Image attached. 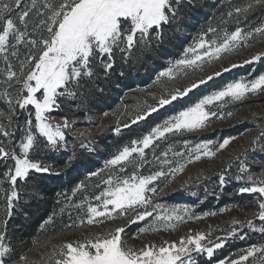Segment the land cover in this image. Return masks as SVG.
Listing matches in <instances>:
<instances>
[{"label":"rangeland","instance_id":"rangeland-1","mask_svg":"<svg viewBox=\"0 0 264 264\" xmlns=\"http://www.w3.org/2000/svg\"><path fill=\"white\" fill-rule=\"evenodd\" d=\"M212 1L214 0H192L189 7L197 11L205 3ZM5 2H10V0H0V5ZM38 3L42 4L43 0H38ZM30 4L31 0H23L22 7ZM248 4H253L254 8L246 16L237 15L234 11L235 8H244ZM41 11L44 9L41 8ZM222 11L215 17H208L204 25L196 26L189 33L185 29L189 20H185L181 12L179 19L171 25L172 29L164 34L162 41L153 40L147 46L138 44L127 60L117 50L114 66L107 75L102 68H97L95 76L90 79L85 78L84 86L79 90L77 98L62 100L60 108H54L50 113L57 122L62 123L63 118H67L71 123L70 128L63 129L65 142L57 148L45 147L46 140L37 134V140L40 143L29 152V158L34 162L49 166L48 172L30 170L27 178L18 179L16 185L13 186L4 174L9 168L14 167V161L10 158L0 159V231L5 232V243H9L13 248V259L18 260L19 256L24 254L29 261H36L39 264L41 257L46 259L54 245L83 239L89 233H103L117 226L127 225V218L104 219L102 224L94 225L81 223V220H87L88 204L97 207L100 205L101 202L97 201L95 196L107 187L102 181L107 180L109 175L126 178L134 172L140 175H150L161 170L168 175L158 178L150 186L156 191L146 194L149 197L148 210L152 211L156 205L160 206L157 209L160 214H164L165 210L171 212L172 209H177L184 220L183 222L173 221L176 227L167 230L162 227L161 222H157L158 231L138 234L136 239L132 237L137 234V230L151 223L153 218L150 217L145 221L128 226L125 236L130 246L141 248L148 243L156 245L162 242L178 243L182 237L202 232L206 234V239L202 243L213 247L214 252L211 257L206 253L194 254L197 264H219L221 260L226 261L227 264L232 259H238L239 255L250 246L264 245V233L249 229L246 225L241 227V225L232 224L234 219L242 222L251 219L256 229L264 227V221L254 216L258 211L257 199L264 198L259 197L258 193L240 194L238 192L240 187L251 186V182L247 180L248 176L254 179L261 177V170H264V150H262L264 149V137L259 135L261 130H264V92L248 94L244 100L224 104L223 108L209 106L213 111L223 112V118H212L209 126L203 130L177 135L168 134L166 139L154 142V147L145 150L148 163L138 168H135L133 164H126L123 172L119 170V166L115 169L105 168L106 161L124 146L130 145L133 140L141 139L164 119L197 102L202 96L219 90L229 82L242 79L250 81L264 74V58L250 65L243 64L244 60L264 52V37L256 35L255 39L249 40L250 47H240L211 64L205 62L202 70L198 69L193 72L189 69L187 75L181 73L175 80L162 78L161 82L154 83L158 74L182 58L185 48L193 45L194 38L201 33H206L209 27L216 28L217 34L222 35L221 29L233 31L239 26L249 31L264 24V5H256V0H234L231 5H224ZM229 12L232 13L231 17L228 15ZM13 18H16L15 14ZM209 38H215V35L208 33L205 39ZM19 47L23 50L22 45ZM10 60L16 64L14 58L10 57ZM231 64L240 66L231 68L228 72L222 71ZM4 67L5 61L0 56V70ZM216 71H221V75L193 90L187 97L178 99L136 124L131 123L138 111L146 110L149 105H155L165 89L184 87ZM3 78L0 75V81ZM5 87L3 83H0V92ZM14 87L18 86L14 85ZM13 95H15L14 92ZM0 109L7 110V105L3 100H0ZM29 109L33 113L31 117H29V111L17 107V115L11 127L8 128V131L14 133L12 148L18 155L20 154L19 144L24 135L25 121L29 118L34 121V109H31V106ZM228 112L232 115L228 116ZM7 123V120L0 119V124L7 125ZM126 123L130 125L127 128L123 127ZM118 126L120 127L119 133L115 131ZM233 137L234 139H231L224 149L216 150L224 139ZM0 140L7 145L8 141L2 134H0ZM209 140L212 141L209 147L214 155L202 156L199 161L187 163L188 148H194L196 144ZM185 141H187V147ZM164 152L168 153L167 159L171 161L168 165L160 163L165 159L162 155ZM173 152H182L184 155L175 157ZM157 156L160 157V161L155 159ZM135 158L140 159L138 156ZM242 161L248 169L246 172L240 171ZM85 163L88 165L86 166ZM177 163L185 164L183 171L175 175L169 173L168 169L176 167ZM91 173H98V175L93 176ZM43 174L60 176L67 180L56 186L51 185V201L31 236L33 241L31 247L24 248L21 244L14 245L10 241L9 233L12 229H18L19 213L21 209H24L22 207L29 204L30 196L41 195L37 184ZM221 176H224L226 181L223 185L220 183ZM237 176L243 178L237 180ZM78 185L80 187H77ZM13 187L18 197L13 201V214L8 217L6 197L10 195ZM75 205H82V207L77 208ZM184 207L189 209L188 213H184ZM61 208H64L63 212L60 211ZM40 212L37 211L34 215H41ZM156 214L154 212V216ZM50 216L53 217V223L49 224L46 229H41L40 225ZM29 217L23 214L20 218L27 221ZM195 217H200V219H195ZM128 218H131V214ZM5 220H7L6 228L3 223ZM232 227L238 229L236 238L227 235ZM240 235H244L245 238L239 239ZM221 242L223 244L221 248L214 247L216 243ZM247 264H252V258H249Z\"/></svg>","mask_w":264,"mask_h":264},{"label":"snow or ice","instance_id":"snow-or-ice-1","mask_svg":"<svg viewBox=\"0 0 264 264\" xmlns=\"http://www.w3.org/2000/svg\"><path fill=\"white\" fill-rule=\"evenodd\" d=\"M191 2L192 0H187L188 4ZM184 3L185 0H43L41 4L38 0H31L29 6L22 7L23 0H10L0 5V56L5 61V67L0 70V75L4 77L0 83L6 86L0 92V100L7 105L6 111L0 109V119L8 121L7 125L0 124V134L8 141L5 145L4 141L0 140V159L10 158L14 161V167L9 168L4 174L13 186L18 179L27 178L30 170L37 172L50 170L49 166L41 165L29 158L30 150L40 143L37 134L46 140L45 147L57 148L65 142L63 129L70 128L71 123L67 118H63L62 123L57 122L55 117L50 115L51 111L60 108L62 100H75L79 90L84 86L85 78L95 76L97 68H102L107 75L114 66L117 50L127 60L138 44L147 46L153 40L162 41L166 26L177 22ZM256 5H264V0H256ZM41 8L44 11H41ZM253 8V4H248L247 7H237L234 11L237 15L246 16ZM13 14L16 18H13ZM228 15L231 17L232 13L229 12ZM220 31L222 35L217 34L216 28L209 27L206 33L195 37L194 44L185 48L182 58L176 60L167 70L161 71L154 83L161 82L162 78L175 80L181 73L187 75L189 69L193 72L202 70L205 62L211 64L240 47H250V39H255L256 35L264 37V24L249 31L239 26L233 31L223 29ZM208 33H213L215 38L205 39ZM21 45L23 50L19 47ZM10 57L16 60V64L11 62ZM262 58L264 52L251 56L250 59L244 60L243 64L250 65ZM238 66L240 65L231 64L222 71L228 72ZM220 75L221 71H216L184 87L165 89L157 103L147 106L146 110L138 111L131 123L136 124L178 99L187 97L193 90ZM258 91L264 92V74L250 81L242 79L227 83L219 90L202 96L197 102L164 119L141 139L131 141L130 145L124 146L106 161L105 168L115 169L119 166V170L123 172L126 164H133L138 168L148 163L145 150L154 147V142L166 139L168 134L177 135L203 130L209 126L212 118H223V112L213 111L209 106L223 108L224 104L242 101L248 94H255ZM29 106L34 109V121L31 118L25 121L18 155L12 148L14 133L8 131V128L17 115V107L29 111V117L33 115ZM227 115L231 116L232 113L228 112ZM129 126L127 123L123 125L125 128ZM115 131L119 133L120 127L118 126ZM259 135L264 137V130H261ZM231 139L234 137L224 139L216 150L224 149ZM211 144L212 141L209 140L196 144L194 148H188L186 162L199 161L202 156H213L214 153L209 147ZM185 146L187 147V141ZM172 154L175 157L184 155L182 152ZM162 155L165 157L162 161L158 156L155 159L162 165L170 164L171 161L167 159L168 153L164 152ZM136 156L140 159L136 160ZM184 167L185 164L177 163V166L169 168L168 172L175 175L182 172ZM247 170L242 161L240 171ZM91 175L96 176L98 173ZM167 175L168 173L162 170L150 175L134 172L126 178L109 175L107 180L102 181L107 187L95 196V199L101 202L100 205L97 207L88 204L87 220L82 219L81 223L94 225L102 224L104 219L127 218V225L117 226L103 233H89L83 239L54 245L46 259L41 257L39 264H197L194 254L206 253L209 257L213 256L214 248L202 243L206 239V234L202 232L182 237L178 243L162 242L160 245L148 243L141 248H135L127 243L126 228L147 218H153L152 222L140 227L137 234L133 235V239L138 238V234L158 231L157 222H161L165 230L176 227L173 221L183 222L184 217L177 209H172L171 212L165 210L164 214H160L157 212L160 206L156 205L152 211L148 210L149 197L146 194L156 191L150 186L158 178ZM242 178L236 177L237 180ZM247 180L251 182V186L240 187L238 192L258 193L259 197L264 198V170H261V177L254 179L248 176ZM225 182L224 176H221V185ZM73 191L75 192V189ZM17 197L18 193L13 187L10 195L6 197L8 217L13 214V201ZM256 203L258 211L254 216L264 221V199L258 198ZM75 207L80 208L82 205ZM60 211L63 212L64 208ZM183 211L188 213L189 209L184 207ZM154 212L157 213L155 216ZM130 214L131 218H128ZM3 223L6 228L7 220ZM51 223L52 216L40 227L46 229ZM232 224L241 227L246 225L249 229L264 233V227L256 229L251 219L244 222L234 219ZM237 234L236 227H232L227 233L233 238H236ZM244 238V235L239 236V239ZM5 239V232L0 231V264H38L36 261H29L24 254H21L18 260L13 259V248L9 243H5ZM222 246L221 242L216 243L214 247ZM249 258H252V264H264V245L250 246L238 259H232L227 264H247ZM219 264H226V261L221 260Z\"/></svg>","mask_w":264,"mask_h":264},{"label":"trees","instance_id":"trees-1","mask_svg":"<svg viewBox=\"0 0 264 264\" xmlns=\"http://www.w3.org/2000/svg\"><path fill=\"white\" fill-rule=\"evenodd\" d=\"M233 1L234 0H214L211 3H205V5L200 7L197 11L194 9L192 10L189 7V4L185 2L182 13L184 19L186 18L185 20H189V23H186V32L189 33L193 31L196 26L204 25L208 17L212 18L213 16L215 17L219 13L223 12L222 10L224 5H231V2ZM171 29V26H166L165 33ZM85 164L86 166L88 165V163ZM72 171H75V169H72ZM66 180L67 179L61 178L60 176L54 177L51 174H43V176H41V180L37 184V188L40 189L39 192H41V195L30 196L29 204L22 207L24 209H21V212L19 213L18 229H12L9 233L12 244H21L24 248L31 247L33 242L31 236L35 232L36 225L42 220L44 216L43 213H45L46 208L51 201V185L56 186L62 182H66ZM37 211H41V215H34V213ZM23 214L30 216L27 220L28 222L25 219L22 220L20 218Z\"/></svg>","mask_w":264,"mask_h":264}]
</instances>
